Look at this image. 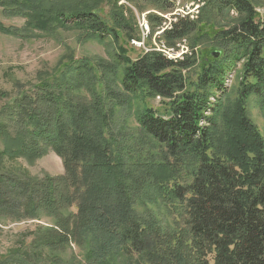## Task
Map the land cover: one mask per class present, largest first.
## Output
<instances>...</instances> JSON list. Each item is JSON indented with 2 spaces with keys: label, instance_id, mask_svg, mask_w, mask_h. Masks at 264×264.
<instances>
[{
  "label": "trees",
  "instance_id": "16d2710c",
  "mask_svg": "<svg viewBox=\"0 0 264 264\" xmlns=\"http://www.w3.org/2000/svg\"><path fill=\"white\" fill-rule=\"evenodd\" d=\"M127 1L168 13L178 0ZM203 1L197 19L174 14L160 35L168 47L189 41L182 59L152 48L133 59L128 43L142 36L133 8L120 0H0L5 13L26 19L21 29L0 21L4 32L70 26L117 49L110 81L94 62L71 55L56 75L0 109V223L50 219L39 226L33 252L48 251L61 264L55 252L74 242L85 264H264V135L248 111L253 98L264 105L260 1ZM232 11L237 20L221 24ZM147 18L152 32L166 21L157 13ZM203 44L210 49L200 52ZM241 62L239 83L229 89ZM84 88L91 101L72 95ZM158 96L162 110L149 105ZM119 109L136 112V149L115 138ZM50 150L63 158V175L5 169L12 159L33 164ZM149 200L166 217L138 208ZM23 254L13 259L30 264Z\"/></svg>",
  "mask_w": 264,
  "mask_h": 264
},
{
  "label": "rangeland",
  "instance_id": "374dc122",
  "mask_svg": "<svg viewBox=\"0 0 264 264\" xmlns=\"http://www.w3.org/2000/svg\"><path fill=\"white\" fill-rule=\"evenodd\" d=\"M192 2L197 3V0L177 1L173 12L161 13L150 3L143 1L129 3L127 0H120V3L133 8L135 20L138 25L137 33L142 36V41L132 40L128 43V54L135 59L144 50H149L150 48L162 51L169 57L170 55H181L182 57L190 52L189 41L186 38L176 41L174 47H168L164 44L160 35L164 31V28L169 27L170 23L176 20L174 14L181 13L183 15L180 9ZM203 2L205 4V1ZM133 4L138 8H142V11ZM204 4H201V7ZM263 4L260 1L255 5L260 6ZM109 9L110 5L107 3L104 4L102 13L108 16ZM150 13L160 14L166 19L161 30L152 32L147 18ZM237 17L238 14L232 11L230 16L220 21L221 24L232 23L237 20ZM0 21L8 28L21 29L24 27L26 19L23 16L5 13L0 5ZM21 32L22 35H15L0 29V109L23 92L32 90L43 78L56 75L63 68V63L71 55L75 59L87 58L94 62V64L100 67V74L103 73V70L106 71L107 81H110L108 69L117 70L118 68V60L115 55L117 49L111 40L103 43L96 40H86L78 29L70 26L65 29L59 28L52 34L40 31ZM204 45L208 47L205 48ZM208 48V44L197 47L200 52ZM119 67L121 68V66ZM236 67L237 69L232 71L227 79L229 89L239 83L242 73V62L237 64ZM118 71L121 72L122 70L118 69ZM112 85L116 89H119L118 84L115 85L112 83ZM73 94L79 95V97L86 101H91L90 94L86 91V88L80 89L78 92H73ZM161 101L162 99L156 97L149 101V105L162 110L163 105ZM118 111L119 115L116 118L118 132L115 138L119 143V147L135 148L140 143L138 137L139 124L136 120V112L131 111L130 115H128L121 109ZM248 111L264 135V105L261 104L258 97L253 98L251 103L249 102ZM132 134H135V137L130 136ZM6 163V170L15 173L27 172L40 179L46 175L57 177L65 173L63 158L51 150L43 157L37 159L33 164H29L23 159H12V161ZM158 203L157 200H149L144 204H139L138 208L140 210L146 208L153 212L161 213L164 210ZM71 210L76 213L77 206L74 205ZM161 215L166 217L164 212ZM48 222H50V219L41 218L22 222L10 221L6 225L0 223V264H24L18 263L13 259V255L19 252L24 253L23 258L30 264H53L48 259V251L41 254L37 251L33 252V249H29L32 241L39 232V226H51ZM84 253V248L74 242L66 248L55 252L63 261L61 264H85Z\"/></svg>",
  "mask_w": 264,
  "mask_h": 264
},
{
  "label": "built area",
  "instance_id": "2783aa9c",
  "mask_svg": "<svg viewBox=\"0 0 264 264\" xmlns=\"http://www.w3.org/2000/svg\"><path fill=\"white\" fill-rule=\"evenodd\" d=\"M178 1H181V0H178ZM260 1L262 3H264V0H260ZM201 4L203 5L204 2L197 0V3L192 2L190 4H186V7H183L180 10H181V12H183V15H188L192 19H195V18L198 17V14H199L200 8H201ZM255 12H256V14L258 16V21L259 20H263L264 19V4L260 5V6H256L255 7ZM169 58H173V59L180 58L181 59V58H183V56L181 57V55H177V56L170 55ZM158 98L161 99L160 96H158Z\"/></svg>",
  "mask_w": 264,
  "mask_h": 264
},
{
  "label": "water",
  "instance_id": "95a60500",
  "mask_svg": "<svg viewBox=\"0 0 264 264\" xmlns=\"http://www.w3.org/2000/svg\"><path fill=\"white\" fill-rule=\"evenodd\" d=\"M218 55H219V52H218Z\"/></svg>",
  "mask_w": 264,
  "mask_h": 264
}]
</instances>
